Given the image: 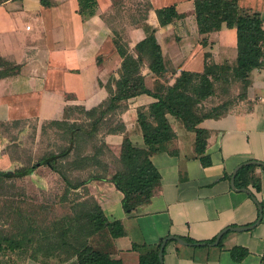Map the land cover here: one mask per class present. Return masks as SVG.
I'll list each match as a JSON object with an SVG mask.
<instances>
[{"label": "crops", "instance_id": "crops-1", "mask_svg": "<svg viewBox=\"0 0 264 264\" xmlns=\"http://www.w3.org/2000/svg\"><path fill=\"white\" fill-rule=\"evenodd\" d=\"M94 1L93 14L81 18L76 13L77 0H0V126L60 121L67 107L87 111L106 100L105 84L118 78L121 59L112 44L116 33L107 21L114 10L113 0ZM193 2L146 0L143 23L154 30L164 67V73L156 76L145 62L140 66L143 85L150 92L171 85L180 72L201 73L204 62H234V29L222 24L216 32L198 34ZM236 4L257 13L264 22V0H236ZM162 8H172L180 19L159 27L154 11ZM125 34L124 39L117 36L134 56L135 44L144 38L141 25L129 26ZM248 81L243 99L223 115L203 119L196 126L207 133L202 157L208 165L202 166L194 154V135L167 116L174 136L162 153L149 158L159 180L147 204L126 215L122 195L111 184L86 186L103 217L118 221L124 232L109 242L111 259L138 264L140 254L166 237L205 242L224 229L241 228L227 231L219 247L193 248L168 240L161 264H264V170L249 171L258 181L257 191L230 186L237 166L264 163V66L251 71ZM153 102L145 95L126 101L118 115L123 131L106 134V143L121 145L127 139L141 147L136 110ZM232 248L246 255L234 262L229 255Z\"/></svg>", "mask_w": 264, "mask_h": 264}, {"label": "trees", "instance_id": "trees-1", "mask_svg": "<svg viewBox=\"0 0 264 264\" xmlns=\"http://www.w3.org/2000/svg\"><path fill=\"white\" fill-rule=\"evenodd\" d=\"M42 5L48 6L43 2ZM95 7L94 0H77L76 13L81 18H87L93 14ZM154 14L159 27L167 26L173 20L180 19L172 8L158 9L154 11ZM193 20L196 32L200 35L216 32L222 24L228 29H234L235 59L231 65L226 61L219 64L204 62L201 73L180 72L171 85L159 86L155 92H150L144 87L139 73L142 63L147 64L148 70L153 75L160 76L164 73L160 49L154 39V30L144 23L141 25L144 38L135 44L134 56L127 51L126 45L120 41V38L113 34L112 44L121 62L118 78L108 80L105 84L104 88L108 95L106 100L87 111L80 107H67L63 110L62 120L49 123L63 130L67 136V145L60 152L44 156L29 167L0 171V181H3L28 177L35 169L45 167L63 182L65 191L62 201H66L68 191L81 190L70 201L71 216L67 219V227L60 233L58 243L51 248L52 254L58 252L55 258L58 259L62 255L60 264H121L119 260L111 259L107 252L93 249L87 244V239L91 235L105 234L110 241L124 236V232L118 221L108 222L103 217L96 202L88 196L85 186L91 182L111 184L122 195L121 208L126 215L147 204L159 180L149 158L153 154L162 153L164 144L174 136L167 122V116L179 120L183 128L194 135V154L202 166L208 165V161L202 157L207 133L197 129L196 126L203 119L223 115L231 106L227 101H222L216 106L205 109V102L213 98L216 91L225 93L230 81L239 83L240 92L236 97L238 101L243 99L249 84V73L263 68L264 22L257 13L239 8L236 0H194ZM205 58L207 56H204ZM217 88L219 90H216ZM139 95H145L154 100L146 108L136 110V126L142 138L141 147L133 146L124 139L121 142L118 157L120 170L105 177L103 169V174H90L85 180L71 184L66 176L67 171H85L89 167H101L96 153L83 156L76 154L71 161H68L75 141L78 138H91L105 126L107 118L119 113L124 109L126 101ZM68 110H74L82 115L84 123L69 124L67 115H64ZM18 124L20 123L16 122L11 126L15 127ZM122 131L123 127L119 124L106 129L105 134H117ZM251 162L252 164L247 166L241 164L235 172L234 189L247 192L249 186L254 191L258 190V181L249 175V171L259 166L256 162ZM262 165L264 166V163ZM248 196L254 199L250 192ZM226 232L221 235L216 247L220 246ZM24 237L25 235H20V239L15 241L0 236V244L4 241L7 245L3 249L12 251L20 248ZM216 237L205 242H194L189 239H184V242L196 248L195 244L205 246L212 244ZM164 239L140 254L138 264H159L157 252ZM3 249L0 247V251ZM132 249L135 250V247ZM229 255L234 262H238L246 255V252L232 248Z\"/></svg>", "mask_w": 264, "mask_h": 264}, {"label": "rangeland", "instance_id": "rangeland-1", "mask_svg": "<svg viewBox=\"0 0 264 264\" xmlns=\"http://www.w3.org/2000/svg\"><path fill=\"white\" fill-rule=\"evenodd\" d=\"M113 5L114 10L107 21L116 35L124 39L129 26L143 24L146 0H113ZM221 92L216 91L215 96L205 102V109L222 101H227L231 107L238 103L239 83L230 81L225 93ZM65 113L69 124L84 123L83 116L76 111L68 110ZM119 113L107 118L105 126L91 138H78L75 141L68 161L76 154L96 153L101 167L67 171L66 176L71 184L85 180L90 174H103V169L105 177L120 170V145L105 141L106 129L120 124ZM49 123L28 121L15 127L0 126V146L3 147L0 151V171L29 167L40 158L64 149L67 145L66 134ZM91 184L93 182L86 186ZM64 191L63 182L45 167L35 169L28 177L0 181V236L16 241L20 235H25L20 248L12 251L3 249L7 243L1 241L3 250L0 251V264H26L28 261L34 264H60L62 255L55 258L58 252L52 254L51 248L58 243L60 233L67 227V219L71 216L70 201L81 190L68 191L66 201H62ZM109 242L105 234L91 235L87 239L90 247L102 252L108 251Z\"/></svg>", "mask_w": 264, "mask_h": 264}, {"label": "water", "instance_id": "water-1", "mask_svg": "<svg viewBox=\"0 0 264 264\" xmlns=\"http://www.w3.org/2000/svg\"><path fill=\"white\" fill-rule=\"evenodd\" d=\"M250 164H252V162H246V163H243V166H247V165H250ZM256 165L259 166V167H261V168L264 170V166L262 165V163H256ZM239 168H240V165L237 166V167L232 171L231 178H230V186H231L232 188H233V176H234L235 172H236ZM242 191H243V192H246V190H242ZM257 209H258V211H260V208H259L258 205H257ZM258 222H259V218L257 219V221L255 222L254 225L258 224ZM242 230H244V229H241V228H240V229H237V228H234V229H232V228L224 229V230H222V231L217 235L215 241H214L211 245H207V246H215V245L217 244V241H218L219 238L221 237V235H222L224 232H226V231H242ZM168 240H172V241H174V242H176L177 244L182 245V246H192V245H190V244H188V243H186V242H184V241H182V240L177 239L176 237H166V238L161 242V244L159 245V248H158L157 258H158V262H159V264H161V260H162V249H163V246H164V244L166 243V241H168ZM194 246H196V247H203V246H205V245H204V244H195Z\"/></svg>", "mask_w": 264, "mask_h": 264}, {"label": "built area", "instance_id": "built-area-1", "mask_svg": "<svg viewBox=\"0 0 264 264\" xmlns=\"http://www.w3.org/2000/svg\"><path fill=\"white\" fill-rule=\"evenodd\" d=\"M27 29V28H26Z\"/></svg>", "mask_w": 264, "mask_h": 264}]
</instances>
